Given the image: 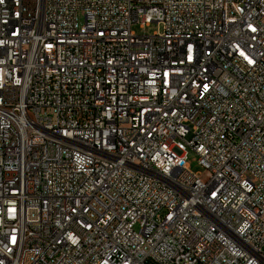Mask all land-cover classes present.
I'll use <instances>...</instances> for the list:
<instances>
[{
    "label": "built area",
    "instance_id": "1",
    "mask_svg": "<svg viewBox=\"0 0 264 264\" xmlns=\"http://www.w3.org/2000/svg\"><path fill=\"white\" fill-rule=\"evenodd\" d=\"M0 264H264V0H0Z\"/></svg>",
    "mask_w": 264,
    "mask_h": 264
},
{
    "label": "rangeland",
    "instance_id": "2",
    "mask_svg": "<svg viewBox=\"0 0 264 264\" xmlns=\"http://www.w3.org/2000/svg\"><path fill=\"white\" fill-rule=\"evenodd\" d=\"M79 23L82 24V16L79 14ZM161 28L158 26L155 22H150L148 25H145L144 27H140L138 24H134L132 26V31L135 34H147L150 35L155 31H160ZM197 154L187 147V158L186 163L189 167V170L197 173L200 176H204V168L198 163L197 161ZM137 229V227H135Z\"/></svg>",
    "mask_w": 264,
    "mask_h": 264
},
{
    "label": "bare ground",
    "instance_id": "3",
    "mask_svg": "<svg viewBox=\"0 0 264 264\" xmlns=\"http://www.w3.org/2000/svg\"><path fill=\"white\" fill-rule=\"evenodd\" d=\"M207 223H214V216H207Z\"/></svg>",
    "mask_w": 264,
    "mask_h": 264
}]
</instances>
